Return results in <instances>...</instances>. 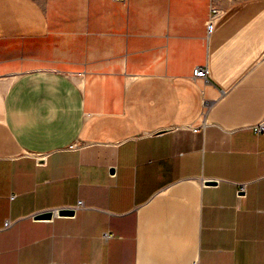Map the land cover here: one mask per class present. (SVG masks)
<instances>
[{
	"label": "crops",
	"instance_id": "crops-1",
	"mask_svg": "<svg viewBox=\"0 0 264 264\" xmlns=\"http://www.w3.org/2000/svg\"><path fill=\"white\" fill-rule=\"evenodd\" d=\"M262 122L264 0H0V264H264Z\"/></svg>",
	"mask_w": 264,
	"mask_h": 264
},
{
	"label": "built area",
	"instance_id": "built-area-1",
	"mask_svg": "<svg viewBox=\"0 0 264 264\" xmlns=\"http://www.w3.org/2000/svg\"><path fill=\"white\" fill-rule=\"evenodd\" d=\"M218 15V12L217 10H213L209 16H208V19H207V22H206V29L209 31L216 16ZM208 74V69L206 66L204 67H200V66H197L195 67L193 70H192V76L193 77H203L205 78ZM193 130L196 131L198 130V127H193ZM264 130V124L263 122L258 124L257 128H256V131L257 132H260V131H263ZM80 203V202H79ZM56 213H57V210H56ZM5 225H8V222L5 223Z\"/></svg>",
	"mask_w": 264,
	"mask_h": 264
},
{
	"label": "water",
	"instance_id": "water-1",
	"mask_svg": "<svg viewBox=\"0 0 264 264\" xmlns=\"http://www.w3.org/2000/svg\"><path fill=\"white\" fill-rule=\"evenodd\" d=\"M73 209H69V208H62L57 210V214L59 215H70L73 213ZM52 215V211L48 210V211H44V212H40L38 214H35L36 218H48L51 217Z\"/></svg>",
	"mask_w": 264,
	"mask_h": 264
}]
</instances>
